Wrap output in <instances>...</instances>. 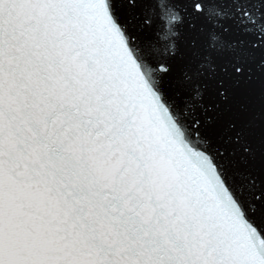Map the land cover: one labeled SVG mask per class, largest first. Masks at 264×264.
<instances>
[{
    "label": "snow or ice",
    "instance_id": "snow-or-ice-1",
    "mask_svg": "<svg viewBox=\"0 0 264 264\" xmlns=\"http://www.w3.org/2000/svg\"><path fill=\"white\" fill-rule=\"evenodd\" d=\"M0 264H264V0H0Z\"/></svg>",
    "mask_w": 264,
    "mask_h": 264
}]
</instances>
